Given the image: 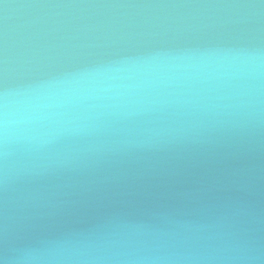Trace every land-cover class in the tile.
<instances>
[{"label": "water", "instance_id": "1", "mask_svg": "<svg viewBox=\"0 0 264 264\" xmlns=\"http://www.w3.org/2000/svg\"><path fill=\"white\" fill-rule=\"evenodd\" d=\"M0 264H264V0H0Z\"/></svg>", "mask_w": 264, "mask_h": 264}]
</instances>
